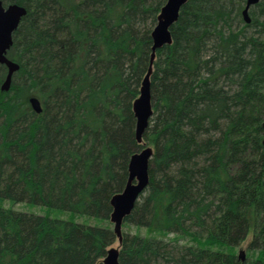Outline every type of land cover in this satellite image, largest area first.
Returning a JSON list of instances; mask_svg holds the SVG:
<instances>
[{"label": "trees", "instance_id": "obj_1", "mask_svg": "<svg viewBox=\"0 0 264 264\" xmlns=\"http://www.w3.org/2000/svg\"><path fill=\"white\" fill-rule=\"evenodd\" d=\"M1 1L26 13L0 90V264H102L112 228L2 202L109 219L142 146L132 102L166 0ZM245 1L186 0L155 50L149 179L123 220L148 233H122L118 264H264V0L248 22Z\"/></svg>", "mask_w": 264, "mask_h": 264}, {"label": "water", "instance_id": "obj_2", "mask_svg": "<svg viewBox=\"0 0 264 264\" xmlns=\"http://www.w3.org/2000/svg\"><path fill=\"white\" fill-rule=\"evenodd\" d=\"M186 0H166L160 8L156 17V23L150 32L151 47L149 64L145 74L142 77L138 96L132 102V111L135 117V140L142 144L139 151L132 153L127 165V180L120 192L114 193L109 200L112 208L109 220L113 223L112 230L120 243L122 233L121 224L126 216L129 215L136 201L144 192L148 184V163L152 156V148L147 146L142 140L143 132L148 125L149 118L152 115L150 81L152 62L155 57V50L166 44L171 43L170 27L177 20L179 11ZM258 0H246L242 10L243 19L248 22V9ZM26 13L24 6L19 4L4 5L0 0V64L6 66V75L0 85V90H8L12 74L18 70L19 65L6 56L7 50L12 44V34L18 27L22 16ZM31 109L35 113L41 112V104L37 97L28 98ZM264 128V122L262 123ZM264 149V138L262 140ZM239 256L243 258L240 250ZM102 264H118V248L109 247L106 255L102 259Z\"/></svg>", "mask_w": 264, "mask_h": 264}, {"label": "rangeland", "instance_id": "obj_3", "mask_svg": "<svg viewBox=\"0 0 264 264\" xmlns=\"http://www.w3.org/2000/svg\"><path fill=\"white\" fill-rule=\"evenodd\" d=\"M247 13H248V11H247ZM30 96L31 95L27 96V100H26V104L27 105L24 104V107H30V104L28 102V98ZM34 96L37 97L36 95H34ZM146 145L150 146L149 144H146ZM2 205H4L5 207H12L13 209H18V210H23V211H28V212H34V213L48 215V216H57V217H60V218L75 219L76 221L81 222V223H82V221H87V222H84V223H87V224H95L96 223V224H99V225L108 226L110 228L113 227V223L109 219L106 220V221L94 222V219H92V218L80 217L78 215H75V214H72V213H69V212H66V211H58V210L50 209V208L43 207V206L29 205V204H27L25 202L10 203L9 201L5 200V201L2 202ZM124 232H130V233L138 232L140 234L148 233V232H146V229H144V228L135 227L133 225H129L127 223H123L122 222V224H121V233H124ZM162 236H163V234L159 235V237H162ZM176 236L177 235H175V234H168V235H166V238H175ZM250 240H251V233L247 234L246 238L243 241H241V243H239V245H237L235 247L236 253L237 254L240 253V250H241L242 251V255H247L249 253L247 246H248V243H249ZM109 247L119 248V242H118L116 236H115L114 241L109 245Z\"/></svg>", "mask_w": 264, "mask_h": 264}]
</instances>
